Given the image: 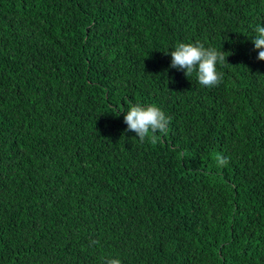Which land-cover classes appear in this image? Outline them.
<instances>
[{
	"label": "trees",
	"instance_id": "trees-1",
	"mask_svg": "<svg viewBox=\"0 0 264 264\" xmlns=\"http://www.w3.org/2000/svg\"><path fill=\"white\" fill-rule=\"evenodd\" d=\"M257 25L264 0H0V264H264ZM197 41L218 86L170 67Z\"/></svg>",
	"mask_w": 264,
	"mask_h": 264
},
{
	"label": "clouds",
	"instance_id": "clouds-1",
	"mask_svg": "<svg viewBox=\"0 0 264 264\" xmlns=\"http://www.w3.org/2000/svg\"><path fill=\"white\" fill-rule=\"evenodd\" d=\"M255 32L253 44L255 49L259 50L257 59L264 60V26L257 25ZM170 54V67L184 70L187 77L195 72L197 82L201 86L215 87L222 82L223 73L217 70V65L223 66L227 61L224 51L205 47L197 41L179 43ZM170 119L160 107L141 104L131 106L124 116L128 131L136 133L140 142L148 140L152 143L156 142L158 132H167ZM105 264H121V261L118 258L107 259Z\"/></svg>",
	"mask_w": 264,
	"mask_h": 264
}]
</instances>
